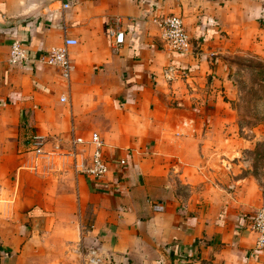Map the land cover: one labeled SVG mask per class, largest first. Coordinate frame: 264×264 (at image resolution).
<instances>
[{"label":"crops","instance_id":"0c3cea01","mask_svg":"<svg viewBox=\"0 0 264 264\" xmlns=\"http://www.w3.org/2000/svg\"><path fill=\"white\" fill-rule=\"evenodd\" d=\"M170 15L184 18L188 54L162 40L155 19ZM117 18L125 37L115 48ZM231 25L264 35V0H0V168H16L40 137L50 151L33 158L60 151L76 170L62 195L47 186L42 202L0 214V264H87L91 251L103 264H264L256 211L206 174L203 137L231 86L216 43ZM66 36L79 42L69 86L39 61ZM17 40L31 64H11ZM93 133L105 178L81 171L93 146L76 158L71 147Z\"/></svg>","mask_w":264,"mask_h":264},{"label":"rangeland","instance_id":"374dc122","mask_svg":"<svg viewBox=\"0 0 264 264\" xmlns=\"http://www.w3.org/2000/svg\"><path fill=\"white\" fill-rule=\"evenodd\" d=\"M243 30L239 33L231 25L216 43L219 56L231 73V86L222 105L214 109V117L207 125L209 134L203 141L209 147L206 174L211 179L210 188L257 213L264 205V35L247 25ZM38 142H28L26 149H34L19 154L26 156L23 160L18 157L16 168H0L3 216L9 208L42 202L47 186L52 199L62 195L64 181L76 174L70 158L58 157L62 155L60 151L50 157L34 154L33 158L37 148L46 146V141L42 140V145ZM48 151L44 148L42 153Z\"/></svg>","mask_w":264,"mask_h":264},{"label":"built area","instance_id":"2783aa9c","mask_svg":"<svg viewBox=\"0 0 264 264\" xmlns=\"http://www.w3.org/2000/svg\"><path fill=\"white\" fill-rule=\"evenodd\" d=\"M69 5H65L64 8H68ZM156 25L159 27L162 40L166 47L173 53L188 54L191 51L192 40L186 29L184 18L179 15H170L167 17H159L155 19ZM123 21L121 18H117L115 21L114 30L111 31V35L115 37L113 41V47L117 48L124 44L125 33L122 29ZM79 45L78 40L66 36L61 45L52 46L45 50L39 56L45 66L57 70L61 78L70 85L73 75V65L71 59V50ZM35 59L30 55L26 48V45L21 40H17L13 43L10 62L12 65H29ZM62 103L67 102V99L63 97ZM36 141H39L37 145H42V138L34 137ZM83 145H91L95 148L91 155L89 166L86 169H81L85 174L93 178H105L110 174V167L106 162L102 149L103 141L98 133H93L89 141L82 138H73L71 141V147L73 149L74 158L77 157V148ZM37 154H42L41 148H37ZM121 166L126 164V161H121ZM252 229L256 234V250L264 251V205L257 211L254 216ZM85 262L87 264H103L101 257L95 252L91 251L86 254Z\"/></svg>","mask_w":264,"mask_h":264}]
</instances>
